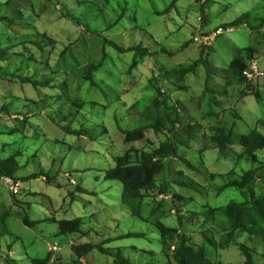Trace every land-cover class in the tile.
<instances>
[{"label": "rangeland", "instance_id": "obj_1", "mask_svg": "<svg viewBox=\"0 0 264 264\" xmlns=\"http://www.w3.org/2000/svg\"><path fill=\"white\" fill-rule=\"evenodd\" d=\"M173 1L0 0V56L10 57L0 65L7 74L27 76V69L37 63L47 71V61L54 67L57 60L58 71H62L44 75L42 80L52 78L50 85L37 89L0 78V109H5L0 159L19 153L20 165L13 178L19 183V195H13L7 178L0 177V264H38L35 260L43 259L48 264H113L114 258L98 249L78 260L72 247L103 244L129 233L145 236L114 240L104 248H122L134 264H177L172 251L177 250L178 240L174 239L168 259L162 253L156 220L184 232L198 247L205 246L213 261L244 264L240 246L246 241L255 264H264V237L258 240L244 235L225 246L218 232H213L215 244L211 246L202 235L205 219L200 213L206 205L241 201V190L220 188L240 179L254 165L247 158L240 159L243 148L238 144L221 155L210 140L212 127H227L235 141L255 129L264 134V127L259 126L264 121V77L250 82L252 90L244 84H227L230 63L247 59L245 49L253 50L249 61H256L251 64L264 70V0ZM243 15L248 17L243 25L229 27ZM219 27L228 30L208 43L204 64L184 80L166 78L164 71L199 59L205 42H194L195 36L212 35ZM27 39L37 47H24L21 43ZM16 42L20 46L7 49ZM185 44L188 46L183 47ZM115 45L125 49L141 45L150 53L138 56V65L132 69L136 51L122 53ZM101 61L102 66L93 73V87L83 77L84 67ZM151 78L156 91L163 92L165 105L160 114L173 113L166 106L183 107L195 128L190 148L176 141L181 157L165 162V170L157 177V186L169 185L170 193L159 188L152 192L153 197L144 202V219H140L123 203L122 183L106 180L105 173L128 150L156 148L167 139L166 130L156 134L148 129L149 143L124 141L122 130L150 123L152 100L157 97ZM182 114V125L176 127H181L179 136L174 135V140L190 139L183 132L188 119L184 110ZM25 118L28 121L23 126ZM257 154L264 162V150ZM262 176L264 170L251 189L264 196ZM171 193L187 198L178 204L188 218L184 226L179 223V211L173 204L177 200ZM192 212L199 214L192 218ZM23 218L32 225L26 226ZM74 218L82 219V234L61 235L57 221ZM55 243L60 250L49 252L48 244Z\"/></svg>", "mask_w": 264, "mask_h": 264}, {"label": "trees", "instance_id": "obj_2", "mask_svg": "<svg viewBox=\"0 0 264 264\" xmlns=\"http://www.w3.org/2000/svg\"><path fill=\"white\" fill-rule=\"evenodd\" d=\"M208 1V0H207ZM173 3H176L174 0ZM175 4H172L168 9L174 7ZM63 16L69 17L67 14H63ZM248 19L247 15H243L238 18L236 21L232 22L229 25L230 28H235L240 25H243L246 20ZM75 21V19H73ZM120 19L115 22L118 23ZM77 26H80L79 23H75ZM46 36V35H45ZM109 43V42H105ZM24 47L31 44L35 47L36 44L34 41L29 39L22 41L21 43ZM111 45V43H109ZM20 46L19 42H16L9 46L8 50H13L14 48ZM188 45L185 44L183 47H187ZM206 45H203L201 48V54L199 59L195 60L193 63L188 65H181L176 69L171 71L166 70L164 71V75L167 79L172 80L176 79L178 81L184 80L187 75L193 73L195 69L200 65L204 64V49ZM115 48L119 52H135L136 54L133 59V63L131 68L134 69L138 65L137 58L141 55V57L148 55L150 52L148 48H143L141 45L138 46H131L128 48H121L115 45ZM246 53L247 59L243 58H236L234 59L229 66L227 71L228 73V80L227 84L232 85L233 83H239L246 85V88L250 90L252 87L250 86V81L247 78L242 76V72L248 67L249 59L253 57V50L245 49L243 50ZM9 52L7 51V54ZM0 56V62L6 63L9 61L10 57H3ZM41 62V61H39ZM47 67H49L46 71L45 66H41V64L37 63L34 65L33 68L29 67L27 69V76L19 75L18 73H10L7 74L6 67L0 65V78L4 80H19L21 83L25 84L28 83L33 88H39L40 86H49V81L52 80L51 77L42 80L44 75H55L58 73H62L60 70V62L57 60V64L52 67L49 65V61H47ZM43 63V62H41ZM102 66V61L97 64L88 63L84 67V79L90 83L91 86H96L94 81L93 73L94 70L99 69ZM5 68V70H3ZM163 70V69H162ZM46 71V73H44ZM50 71V72H48ZM152 81V88L156 91ZM252 90V89H251ZM251 92V91H250ZM157 97L152 100V107L150 108V123L145 124L141 127H138L133 130H122L124 134V141L125 143H133L146 140L147 139V131L151 129L156 134L164 132L166 130L167 139L159 144L156 148H149V149H141V150H128L123 156L118 157L115 162V167L109 169L105 173V178L108 181H120L123 186L122 191V201L127 207L129 208L130 213L134 217H138L140 219L143 218V208L144 202L147 198L153 197V193L157 188V177L165 170L166 165L165 162H168L173 157H178V147L175 142H180L186 144L187 148H190L188 144L191 143V138L193 137L192 133L194 132L195 126L191 124L188 114L186 113L185 108L181 107L178 108L174 106V108L166 106V109L173 110V113H164L163 115L160 114L162 111V106L165 105L163 97V92L158 89L156 91ZM243 94L245 92H242ZM251 94V93H249ZM248 95V94H245ZM259 97L260 94L257 93ZM219 106V105H218ZM153 108L155 109L156 116L153 117ZM182 110L185 111L187 115L188 122L184 124L183 132L189 134L190 139L187 140H174L173 136H179V129H177L178 123L182 125L183 117ZM5 113V109H0V133L2 134L3 131L1 130V114ZM192 119L194 116L192 115ZM26 122H22L24 126L27 123V118H25ZM187 123H189L187 125ZM264 127V121L259 122V126ZM261 126V127H262ZM213 133L210 136V140L215 143V148L219 151L221 155L226 154V151L229 147H232L235 144L240 145L243 150L241 154V158L249 159L254 165L253 167L245 171L244 174L240 177V179H235L229 181L228 184L222 186L221 191H224L228 188H235L242 191L243 199L241 201L232 200L225 206H213L210 207L209 205L205 206L204 212H200L205 219L204 224L202 225L203 232L202 235L204 239L213 246L215 243V239L212 236L213 232H218L219 241L222 245L231 246L232 243L236 241V239L240 236L247 235L249 239L257 238L260 240L264 237V196L257 195L255 192L252 191L251 186L254 185V181L256 180V176H258L259 172L264 170V162H262L258 156V152L264 150V134L260 132L258 129L251 131L247 135H243L240 138H237V141L233 138V133L231 130H228L227 127L223 125H214L212 127ZM149 145L153 146V143ZM19 153L15 156L8 157L6 159H0V177L1 178H14L16 172L19 171L20 165L17 160ZM181 157V156H179ZM183 162L190 168L193 169V165L186 160L185 158H181ZM195 169V168H194ZM48 180V178H46ZM49 181V180H48ZM188 183V182H187ZM186 182L182 185H186ZM262 184L264 187V176H262ZM81 190V189H80ZM83 191V190H81ZM159 191L165 194L170 193V186L164 185L163 187L159 188ZM153 192V193H152ZM173 198L177 200V203L173 202L175 209L179 211L178 218L179 223L181 226H184V219L186 218L183 213L181 212V208L178 206L179 202L185 203L187 198L183 196H177L173 194ZM183 207V205H182ZM155 210H153L154 212ZM181 212V213H180ZM156 213V212H155ZM150 214L153 215L155 218L157 214ZM199 214V213H198ZM195 212L189 214L192 218L198 215ZM23 223L26 226H31L32 223L27 219L23 218ZM59 225V231L61 235H69V234H82V219L81 218H74V219H62L57 221ZM155 227L158 229L160 234V241L162 245V253H164L168 259L171 257L168 253L169 249L173 246L174 239L178 240V248L177 250L172 251L173 255L172 258L177 262V264H223L221 261H213L207 255V248L205 246H197L191 238L187 237L185 233H179V230L176 228L169 227L159 220L154 222ZM195 226V225H194ZM188 227V226H185ZM201 229V228H200ZM207 229H211L207 231ZM1 231V230H0ZM184 234V235H183ZM143 233H129L124 235H119L116 238H109L106 239L103 244H93V243H85L79 244L72 247L73 253L78 260L87 257L94 249L100 250L103 254L112 256L114 258L113 264H134L132 263L127 257H125L122 248L118 250H112L109 248H104V245L110 243L114 240H122L126 238H133V237H144ZM245 243V244H244ZM240 246L242 253L245 256L244 264H255L251 253L248 250L247 242L245 241ZM38 264H48V260H35ZM75 263H79L78 261Z\"/></svg>", "mask_w": 264, "mask_h": 264}, {"label": "built area", "instance_id": "obj_3", "mask_svg": "<svg viewBox=\"0 0 264 264\" xmlns=\"http://www.w3.org/2000/svg\"><path fill=\"white\" fill-rule=\"evenodd\" d=\"M222 30L219 29L217 33H220ZM207 39V38H206ZM243 75L247 77L249 80H253L255 78L264 77V70H262L257 63H253L250 69H247L243 72ZM8 183L10 184V190L14 194H19V183L14 181L13 179L8 178ZM51 251H57L58 247L56 244L50 246Z\"/></svg>", "mask_w": 264, "mask_h": 264}, {"label": "clouds", "instance_id": "obj_4", "mask_svg": "<svg viewBox=\"0 0 264 264\" xmlns=\"http://www.w3.org/2000/svg\"><path fill=\"white\" fill-rule=\"evenodd\" d=\"M201 19V18H200ZM219 29H221L222 31L220 32V33H217L218 32V30ZM227 30L228 29H226V30H223V28H221V27H219V28H217L214 32H213V34L212 35H203V34H201V37H199V36H195L194 37V42H195V40H197V41H201V42H205V44H203V45H206V46H208V43H210L211 41H213L216 37H218V36H220V35H222L224 32H227ZM207 38V39H206ZM207 43V44H206ZM253 61H256V59L255 58H253V60H251V61H249V63H248V67L245 69V70H247V69H250V67H251V62H253ZM244 70V71H245ZM263 70V69H262ZM243 71V72H244ZM243 72H242V76L243 77H245L244 75H243ZM245 78H247V77H245ZM248 79V78H247ZM248 81H250V82H252V80H249L248 79ZM176 106V105H175ZM177 107V106H176ZM174 158H180L179 156L178 157H173V158H171V160H169L168 161V163L170 162V161H172V159H174ZM6 178V177H5ZM45 178V177H44ZM8 179V178H7ZM10 179H13V178H10ZM46 179V178H45ZM71 181H73V180H71ZM74 182V181H73ZM13 193V192H12ZM13 195H19V194H14L13 193ZM56 245H57V247H58V250L57 251H59L60 250V247H59V244H57V243H55ZM52 245H54V244H48V251L49 252H51V253H54V252H57V251H51L49 248H50V246H52ZM71 245H73V242H72V244Z\"/></svg>", "mask_w": 264, "mask_h": 264}]
</instances>
